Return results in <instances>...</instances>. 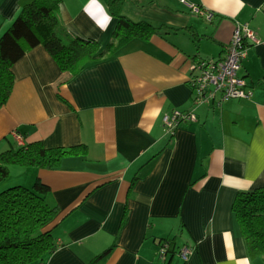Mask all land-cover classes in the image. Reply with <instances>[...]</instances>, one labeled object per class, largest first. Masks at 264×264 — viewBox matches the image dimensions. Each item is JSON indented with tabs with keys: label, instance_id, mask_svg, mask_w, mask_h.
Returning <instances> with one entry per match:
<instances>
[{
	"label": "crops",
	"instance_id": "crops-1",
	"mask_svg": "<svg viewBox=\"0 0 264 264\" xmlns=\"http://www.w3.org/2000/svg\"><path fill=\"white\" fill-rule=\"evenodd\" d=\"M0 0V37L24 5ZM125 0L121 14L159 28L135 38L77 75L63 72L43 46L13 65L14 85L0 109V154L41 141L46 149L85 145L54 170L10 166L0 190L40 180L59 214L48 227L57 250L34 264H264L247 251L232 210L238 193L264 187V0ZM110 0H59L75 37L112 41ZM259 43L240 75L251 97L194 109L173 135L163 119L193 109L189 79L197 62L225 57L236 25ZM14 134L22 137V145ZM170 241L160 258L159 242ZM188 246V261L178 255Z\"/></svg>",
	"mask_w": 264,
	"mask_h": 264
},
{
	"label": "trees",
	"instance_id": "trees-1",
	"mask_svg": "<svg viewBox=\"0 0 264 264\" xmlns=\"http://www.w3.org/2000/svg\"><path fill=\"white\" fill-rule=\"evenodd\" d=\"M125 0H110L109 11L117 19L112 41L103 51L92 40L70 34L58 15L59 0H34L24 5L9 29L0 37V109L14 85L13 65L27 51L43 46L63 72L77 75L87 65L111 55L138 38L148 41L159 28L134 22L121 14ZM85 145L46 149L41 141L0 154V184L8 179L10 166L57 169L63 159L87 155ZM249 256L264 259V187L238 193L232 206ZM59 214L50 188L37 180L32 189L21 185L0 190V264H34L53 254L58 245L48 227ZM160 247L170 241L159 242ZM108 251L96 257L95 264Z\"/></svg>",
	"mask_w": 264,
	"mask_h": 264
},
{
	"label": "built area",
	"instance_id": "built-area-1",
	"mask_svg": "<svg viewBox=\"0 0 264 264\" xmlns=\"http://www.w3.org/2000/svg\"><path fill=\"white\" fill-rule=\"evenodd\" d=\"M187 7L192 14L203 15L204 12L186 0H178ZM259 41L253 30L248 26L236 25L234 28L230 45L224 58L220 60H202L195 64L189 86L193 93V109L187 112L174 110L163 119L165 130L173 135L180 126L187 122H195L194 109L216 96L221 101L229 99L247 100L251 97L245 79L239 74L242 62L247 56L249 46L258 44ZM15 139L22 145V137L14 134ZM167 245L158 251L160 258L166 257ZM192 250L188 246L182 247L178 255L184 261H188Z\"/></svg>",
	"mask_w": 264,
	"mask_h": 264
}]
</instances>
